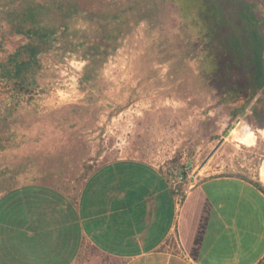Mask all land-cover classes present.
Here are the masks:
<instances>
[{
	"label": "rangeland",
	"instance_id": "374dc122",
	"mask_svg": "<svg viewBox=\"0 0 264 264\" xmlns=\"http://www.w3.org/2000/svg\"><path fill=\"white\" fill-rule=\"evenodd\" d=\"M72 1L79 9L40 54L33 83L19 90L8 79L18 96L0 116L9 136L0 147L14 145L0 154H68L83 173L120 156H149L169 180L184 175L181 196L198 176L239 173L264 183V106L249 99V67L234 61L227 32L210 39L176 0ZM17 3L0 0V60L26 41L5 17ZM6 98L0 91V104ZM242 131H253L255 143L238 142Z\"/></svg>",
	"mask_w": 264,
	"mask_h": 264
},
{
	"label": "crops",
	"instance_id": "0c3cea01",
	"mask_svg": "<svg viewBox=\"0 0 264 264\" xmlns=\"http://www.w3.org/2000/svg\"><path fill=\"white\" fill-rule=\"evenodd\" d=\"M198 1L194 15L209 38L227 32L234 61L249 67L256 25L233 0ZM3 152L0 264H264L258 179L201 178L179 201L149 156H120L83 173L68 154Z\"/></svg>",
	"mask_w": 264,
	"mask_h": 264
},
{
	"label": "trees",
	"instance_id": "16d2710c",
	"mask_svg": "<svg viewBox=\"0 0 264 264\" xmlns=\"http://www.w3.org/2000/svg\"><path fill=\"white\" fill-rule=\"evenodd\" d=\"M18 3L5 12L11 33L26 37L19 49L0 60L3 75L13 85L24 90L33 83L40 67V54L52 48L53 36L60 27L68 28L73 14L79 9L72 0H16ZM192 15L200 8L198 0H176ZM9 136L0 132V143ZM2 148V146L0 147Z\"/></svg>",
	"mask_w": 264,
	"mask_h": 264
},
{
	"label": "flooded vegetation",
	"instance_id": "af4514ba",
	"mask_svg": "<svg viewBox=\"0 0 264 264\" xmlns=\"http://www.w3.org/2000/svg\"><path fill=\"white\" fill-rule=\"evenodd\" d=\"M236 9L241 10L243 14L248 15L249 20L252 24L256 25L255 29L258 32V38L256 39V49L253 51L254 57L251 58L249 68L252 69L254 76L249 74V77L254 78L253 81H249L248 87L249 92L252 94L249 99H255L257 104L264 106V0H233ZM202 5H200L201 9ZM197 9L196 11H199ZM195 11V12H196ZM200 19V18H199ZM258 55V57H257ZM248 63V60H247ZM251 72V73H252ZM252 133L253 131H247L245 133Z\"/></svg>",
	"mask_w": 264,
	"mask_h": 264
},
{
	"label": "built area",
	"instance_id": "2783aa9c",
	"mask_svg": "<svg viewBox=\"0 0 264 264\" xmlns=\"http://www.w3.org/2000/svg\"><path fill=\"white\" fill-rule=\"evenodd\" d=\"M69 72H67L68 74ZM0 91H4L7 94V98L0 104V116L4 113L6 108L12 107L16 104V97L18 94L16 93L13 86L10 84V81L7 78H0ZM184 175H179L175 179H171L170 184L173 188L175 194L179 198V201L183 199L184 196H181V183L183 182Z\"/></svg>",
	"mask_w": 264,
	"mask_h": 264
},
{
	"label": "bare ground",
	"instance_id": "6f19581e",
	"mask_svg": "<svg viewBox=\"0 0 264 264\" xmlns=\"http://www.w3.org/2000/svg\"><path fill=\"white\" fill-rule=\"evenodd\" d=\"M239 133V132H238ZM235 139L242 144L251 145L255 142V136L249 132L245 133L244 131L240 132V134H236ZM261 176L264 178V161L261 167Z\"/></svg>",
	"mask_w": 264,
	"mask_h": 264
},
{
	"label": "water",
	"instance_id": "95a60500",
	"mask_svg": "<svg viewBox=\"0 0 264 264\" xmlns=\"http://www.w3.org/2000/svg\"><path fill=\"white\" fill-rule=\"evenodd\" d=\"M232 130H229L227 133H226V137L231 133ZM222 138L218 143L217 145L212 149V151L209 153V155L206 157V159L204 160V162L202 163L201 165V168H203L205 166V164L209 161V159L215 154V152L220 148V146L223 144V142L225 141V138ZM198 179L200 180L201 177L198 176Z\"/></svg>",
	"mask_w": 264,
	"mask_h": 264
}]
</instances>
